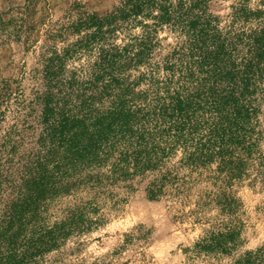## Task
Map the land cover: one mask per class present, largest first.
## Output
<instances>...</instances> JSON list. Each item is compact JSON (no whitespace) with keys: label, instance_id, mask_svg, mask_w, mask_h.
<instances>
[{"label":"trees","instance_id":"1","mask_svg":"<svg viewBox=\"0 0 264 264\" xmlns=\"http://www.w3.org/2000/svg\"><path fill=\"white\" fill-rule=\"evenodd\" d=\"M211 2L124 0L66 30L90 33L47 58L41 113L47 127L36 167L25 164L20 184L4 183L0 174V192H14L0 214V264H34L104 219L77 206L47 230L37 216L48 198L80 190L99 205L114 188L144 181L150 200L186 199L204 185L201 210L219 209L218 230L189 250L193 260L264 264V245L237 254L242 223L232 190L244 180L264 187V0H235L225 23ZM137 28L142 33L133 35ZM165 28L177 36L167 54L157 52ZM89 48L97 53L84 69L82 91L90 96L83 97L74 89L79 70L65 71L61 63ZM96 95L99 109L93 99L71 107L50 99Z\"/></svg>","mask_w":264,"mask_h":264},{"label":"rangeland","instance_id":"2","mask_svg":"<svg viewBox=\"0 0 264 264\" xmlns=\"http://www.w3.org/2000/svg\"><path fill=\"white\" fill-rule=\"evenodd\" d=\"M122 1L0 0V174L4 183L20 184L25 164L32 170L36 167L33 157L47 127L41 115L46 91L42 73L47 58L64 54L90 33L86 29L80 35L71 29L66 32L80 18L92 13L105 15ZM234 3L212 0L210 11L225 23ZM133 30V35L142 33L141 28ZM51 34H55L52 39ZM120 38L124 35L116 42L121 43ZM158 38L163 48L157 52L163 54L177 42V36L167 28L159 31ZM96 53V48L83 49L61 63L65 71L79 70L81 79L74 89L83 97L90 96L82 91L88 88L84 69ZM145 88L144 84L140 86ZM96 97L50 99L67 107L93 99L99 109L102 104ZM81 109L85 114V108ZM146 184L135 182L133 189L114 188L113 196L99 200V205L90 203L91 195L80 190L48 198L37 216L38 224L47 230L77 206L87 207V217L93 220L104 219L91 230L75 232L58 248L36 256L34 264H207L204 257L193 260L189 250L218 230L223 217L217 208L201 210L204 185L193 187L186 199L150 200ZM232 190L240 204L237 216L242 235L237 254H242L264 245V187L244 180ZM13 193L8 187L0 192V214Z\"/></svg>","mask_w":264,"mask_h":264}]
</instances>
